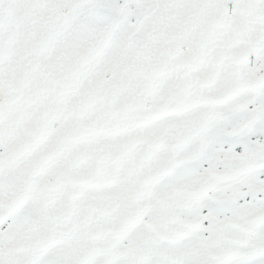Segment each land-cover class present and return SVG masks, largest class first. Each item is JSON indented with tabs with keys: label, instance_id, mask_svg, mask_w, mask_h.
Returning <instances> with one entry per match:
<instances>
[{
	"label": "snow or ice",
	"instance_id": "snow-or-ice-1",
	"mask_svg": "<svg viewBox=\"0 0 264 264\" xmlns=\"http://www.w3.org/2000/svg\"><path fill=\"white\" fill-rule=\"evenodd\" d=\"M0 264H264V0H0Z\"/></svg>",
	"mask_w": 264,
	"mask_h": 264
}]
</instances>
